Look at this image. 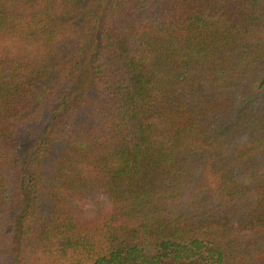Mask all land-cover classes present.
<instances>
[{"label": "trees", "instance_id": "1", "mask_svg": "<svg viewBox=\"0 0 264 264\" xmlns=\"http://www.w3.org/2000/svg\"><path fill=\"white\" fill-rule=\"evenodd\" d=\"M0 264H264V0H0Z\"/></svg>", "mask_w": 264, "mask_h": 264}]
</instances>
